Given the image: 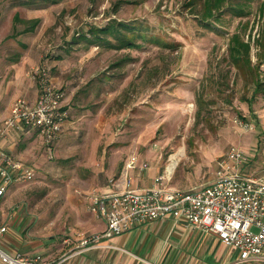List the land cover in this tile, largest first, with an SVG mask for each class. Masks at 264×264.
Instances as JSON below:
<instances>
[{
  "label": "rangeland",
  "instance_id": "rangeland-1",
  "mask_svg": "<svg viewBox=\"0 0 264 264\" xmlns=\"http://www.w3.org/2000/svg\"><path fill=\"white\" fill-rule=\"evenodd\" d=\"M189 1L0 0V114L15 97L39 93L43 78L68 107L51 143L33 133L16 144L15 157L34 176L1 196L26 237L59 242L70 228L83 232L80 218L97 216L88 194L120 175L129 182L130 155L146 154L157 176L184 190L210 180L230 146L244 151L242 173L264 174V0H248L245 15L222 9L207 21L199 18L202 0ZM16 12L38 25L21 32ZM118 21L139 27L134 46L81 36ZM232 33L249 41L246 66L228 56ZM90 235L77 234L76 249L94 247L81 244Z\"/></svg>",
  "mask_w": 264,
  "mask_h": 264
},
{
  "label": "built area",
  "instance_id": "built-area-1",
  "mask_svg": "<svg viewBox=\"0 0 264 264\" xmlns=\"http://www.w3.org/2000/svg\"><path fill=\"white\" fill-rule=\"evenodd\" d=\"M37 98L30 101L15 97L0 127V138L10 129H34L44 143H51L68 117L62 103L64 92L55 89L48 78L41 79ZM244 151L230 146L215 159L210 180L189 189H176L167 184L165 175H158L144 188L126 187L88 194L89 207L105 222L101 233L84 237L81 244L96 242L130 230L138 223L172 217L202 231L212 233L225 245L237 249L238 259L228 264H264V174L249 175L240 170ZM137 157L131 155L126 168H133ZM147 162L141 164L143 169ZM33 169L15 159L0 146V196L14 182L29 181ZM6 227L0 226V232ZM2 264H52L37 254H8L0 248ZM55 264V263H53Z\"/></svg>",
  "mask_w": 264,
  "mask_h": 264
},
{
  "label": "crops",
  "instance_id": "crops-1",
  "mask_svg": "<svg viewBox=\"0 0 264 264\" xmlns=\"http://www.w3.org/2000/svg\"><path fill=\"white\" fill-rule=\"evenodd\" d=\"M34 89L33 95L28 98L30 101H34L39 94L38 89ZM9 109L10 105L0 114V127ZM33 133L41 138L34 129H10L7 136L0 138V146L17 159L14 153L17 142L29 139ZM143 156L147 155H138L135 167L126 169V174L131 178L128 187L150 186L159 173L158 167L150 166ZM144 162L148 165L141 169ZM125 187L126 176L120 175L114 183L108 181L99 185L97 191L107 192ZM7 203L8 198L1 196L0 226L4 225L6 229L0 232V248L8 254L21 252L30 257L39 254L43 255V260L52 264H228L238 259L237 249L228 247L214 234L172 217L138 223L123 233L100 238L95 244L98 246L83 247L82 250L76 249L80 245L77 244L78 236L84 231H88V235L101 233L105 229L102 218L93 215L80 218L83 232L70 228L67 233L69 235H66L68 237L59 242L55 235L47 238H35L32 235L26 237L24 227L14 219L13 212L6 215L4 207Z\"/></svg>",
  "mask_w": 264,
  "mask_h": 264
},
{
  "label": "trees",
  "instance_id": "trees-1",
  "mask_svg": "<svg viewBox=\"0 0 264 264\" xmlns=\"http://www.w3.org/2000/svg\"><path fill=\"white\" fill-rule=\"evenodd\" d=\"M45 3H54L58 0H40ZM197 0H190L188 4H194ZM248 0H202V7L199 18L202 21L210 19L217 20L222 9L229 10L232 15L247 14L246 3ZM34 2V1H33ZM261 11L264 10V3L261 5ZM14 20L24 24V29L21 32L33 31L39 23V18L22 19L19 18L18 13L14 14ZM139 27H134L132 24L125 21H118L117 23H108L101 27H94L90 30L92 38H86L90 43L104 44L107 47H132L134 39L141 36ZM109 36L116 39L114 43ZM144 36V34H143ZM228 56L232 63L237 66H246L249 62L250 44L245 41L238 33H232L228 41ZM258 82V81H257ZM259 83V82H258ZM260 85V84H259ZM258 85H256L257 87Z\"/></svg>",
  "mask_w": 264,
  "mask_h": 264
},
{
  "label": "bare ground",
  "instance_id": "bare-ground-1",
  "mask_svg": "<svg viewBox=\"0 0 264 264\" xmlns=\"http://www.w3.org/2000/svg\"><path fill=\"white\" fill-rule=\"evenodd\" d=\"M171 158H172V159H175V155L172 154V155H171ZM175 164H176V160H173L172 167H173ZM167 174H168V173H167Z\"/></svg>",
  "mask_w": 264,
  "mask_h": 264
}]
</instances>
